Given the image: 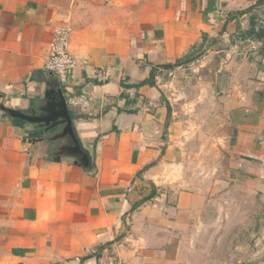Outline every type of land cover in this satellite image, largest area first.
Returning <instances> with one entry per match:
<instances>
[{"label": "crops", "instance_id": "crops-1", "mask_svg": "<svg viewBox=\"0 0 264 264\" xmlns=\"http://www.w3.org/2000/svg\"><path fill=\"white\" fill-rule=\"evenodd\" d=\"M61 26L77 64L58 80L91 172L0 109V264H181L206 193L188 169L197 143L178 140L187 123L159 80L215 69L216 145L264 176V34L253 37L264 1L0 0V104L45 102Z\"/></svg>", "mask_w": 264, "mask_h": 264}, {"label": "rangeland", "instance_id": "rangeland-1", "mask_svg": "<svg viewBox=\"0 0 264 264\" xmlns=\"http://www.w3.org/2000/svg\"><path fill=\"white\" fill-rule=\"evenodd\" d=\"M199 66V65H198ZM190 65L164 72L163 94L186 120L187 133L199 148L188 162L189 174L205 192L202 216L182 250L181 264H264V176L229 161V148H218L213 133L215 69ZM206 140V141H204ZM215 142V143H214Z\"/></svg>", "mask_w": 264, "mask_h": 264}, {"label": "water", "instance_id": "water-1", "mask_svg": "<svg viewBox=\"0 0 264 264\" xmlns=\"http://www.w3.org/2000/svg\"><path fill=\"white\" fill-rule=\"evenodd\" d=\"M45 86V102L32 108L29 112L7 107L4 104H0V109L10 117L34 124L37 129H40L41 134L50 135L49 140L60 141L58 155L73 160L76 165L91 172L90 155L82 147L77 137L68 100L58 78L53 76L52 79L46 81Z\"/></svg>", "mask_w": 264, "mask_h": 264}, {"label": "built area", "instance_id": "built-area-1", "mask_svg": "<svg viewBox=\"0 0 264 264\" xmlns=\"http://www.w3.org/2000/svg\"><path fill=\"white\" fill-rule=\"evenodd\" d=\"M71 28L69 26L58 27L51 42V54L46 64V69L56 76L63 85L70 83L77 61L69 49ZM98 264H125L116 257H105Z\"/></svg>", "mask_w": 264, "mask_h": 264}, {"label": "trees", "instance_id": "trees-1", "mask_svg": "<svg viewBox=\"0 0 264 264\" xmlns=\"http://www.w3.org/2000/svg\"><path fill=\"white\" fill-rule=\"evenodd\" d=\"M264 34V28L259 27V30L253 35L254 39L260 38L261 35ZM153 81L151 82V84Z\"/></svg>", "mask_w": 264, "mask_h": 264}]
</instances>
